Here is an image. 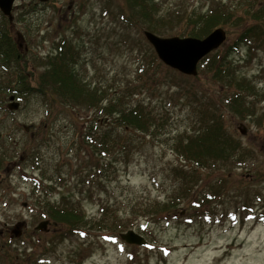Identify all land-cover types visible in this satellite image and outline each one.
Segmentation results:
<instances>
[{"label":"rangeland","instance_id":"374dc122","mask_svg":"<svg viewBox=\"0 0 264 264\" xmlns=\"http://www.w3.org/2000/svg\"><path fill=\"white\" fill-rule=\"evenodd\" d=\"M65 1L68 4L70 0L56 3V8L63 6L61 10L42 11L40 17L30 10L18 11L17 15L14 11L16 17L25 15L22 20H14V32L23 35L21 51L24 46L28 48L25 56L41 59L33 64L37 74L44 71V58L53 51L56 40L66 37L67 44L71 42L75 46L74 59H78L76 69L80 79H85L91 87L106 88L110 95L119 89L122 93L129 91L128 85L131 84L137 88L130 86L133 89L130 103L140 102L154 107L158 113H166L168 121L162 132L150 139L144 137L138 148L132 147L127 168H112L104 167L106 161L103 162L100 155L98 158L93 156L81 141L83 134L91 132V129L97 132V137L108 133L110 139L115 140L113 136L117 137L120 130L109 129L108 119L101 117L95 130L96 124L90 128L93 123L86 121L93 118L92 111L70 110L60 104L49 109L41 96L32 94L25 96L14 112L8 111L5 103H0V155L5 156L0 171V264H10L6 245L9 235L2 234L4 229L9 233L13 231L12 236L15 237L9 249L11 254L34 245L32 251L25 252L30 254L25 259L29 264H264V124H257L258 116L243 122L246 135L241 136L237 130L240 123L226 116L227 109L222 110L226 130L241 144V148L250 152L249 157L233 168L197 171L196 194L188 199L197 200L200 192L215 188L220 180L226 178L217 197L220 200L214 202L219 204L211 208L212 203L201 205L194 210L184 199L172 211L147 220L143 218L145 213L136 211L137 214H132L133 207L145 200L165 204L167 196L178 185L172 169L179 165V161L172 151L171 139L175 136L173 134L189 127L187 114L191 113V105L184 87L218 97V93L211 92L223 83L214 85L205 73L206 76L200 74L194 78L183 76L166 68L156 58L159 68L150 66L149 70L140 72L138 61L147 58L149 61L154 52L143 37L145 22L141 19L126 22L124 16L123 19L120 17L119 7H123V0H75L67 13V24L61 19ZM158 1V13L162 16L169 12L192 10L204 13L215 4L229 9L230 6L244 9L250 6L241 0ZM260 7H264V0H254L251 9L255 11ZM240 12L233 14L231 11V14L239 16ZM1 18L0 15V26H4ZM262 23L264 25V19ZM250 26L256 25L254 22L239 27L225 24L223 27L229 32L226 42L210 55L228 54V48L239 33ZM178 28V23L173 21L163 30L167 36H158L171 37ZM13 38L16 37L13 35ZM254 39L248 40L251 46ZM260 44L256 43V46ZM237 46L239 51L228 54L227 60L234 67L236 78L247 79L253 90L264 93V47L255 49L250 58L251 46L247 42ZM204 67L205 63L199 69ZM207 103L215 102L208 100ZM262 112L264 101L258 103V114ZM121 137L130 139V143L136 140L134 134ZM122 141H114L112 146L109 144L110 152H117ZM30 154L32 158L35 156L36 162L30 161ZM21 156L23 159L19 160ZM187 166L194 169L192 165ZM245 176L253 180L248 181ZM49 179L52 183L58 182L47 192ZM246 195H249L248 202ZM61 197L76 201L90 222L97 217L99 202L108 200L111 208L117 210L122 221L127 223V229L119 230L130 228L139 233L147 240L148 247L125 244L118 237L124 232L108 234L100 229L93 230L92 226L82 225V229L67 235L47 225L48 229L35 230L43 220L38 202L43 198L57 202ZM243 203L250 204L252 209L248 218L241 221L236 218L237 205ZM129 213L130 216L123 219ZM206 213L210 215L209 220L202 217ZM143 226L145 231L138 229ZM41 237L49 242V246L40 244L38 240Z\"/></svg>","mask_w":264,"mask_h":264},{"label":"trees","instance_id":"16d2710c","mask_svg":"<svg viewBox=\"0 0 264 264\" xmlns=\"http://www.w3.org/2000/svg\"><path fill=\"white\" fill-rule=\"evenodd\" d=\"M241 2L249 3L250 6L247 9L241 8V6H230L231 9H229L215 4L212 9L204 13L192 10L190 12L182 11V13L169 12L167 16H162L158 13V0H123L124 5L123 7L120 6L119 9L122 13L120 17L123 15L126 22H136L137 19H141L145 22L147 31L165 36L167 35L164 34L163 30L173 21L178 23L179 28L178 32L171 33V36L179 35L180 37L194 38H204L213 29L223 27L225 24L239 27L242 24L250 25L251 22H254L256 26H250L248 30L239 33V37L234 44L228 48V54L233 53L234 50H238V43L244 44L249 39L255 38L253 46L249 48L251 58L254 55L255 49L264 47V25L262 23L264 19V7L253 11L251 6L254 0H241ZM239 10L243 14L241 12L238 13L239 16L231 14V11L235 14ZM155 23L156 25H154ZM8 30L5 24L0 30V69L2 70V74L0 75V103L6 101L11 95L22 101L25 96L32 94V96H41L45 103H48L49 109L51 107L53 109L60 104L70 108V110L78 108L82 112L84 110L88 112L92 111L93 118L89 117L86 120L93 123L90 128L101 117L108 119L110 121L109 129L120 130V134L117 137L113 136L115 140L110 139V134L108 133H103L101 137H97V132L92 129L91 132L83 134V139L81 140L82 144L90 149L93 156H97L98 158V155H100L103 162L106 161L104 167L111 166L114 168L120 166L127 168L130 164L128 157L132 147L138 148L144 137L149 139L154 137L167 124L168 117L166 113H158L156 108H150L144 103H130L129 98L133 94L131 87H137L129 84V91L122 93L119 89L110 95L107 94L106 88L91 87L85 79H80L79 72L76 70L73 52L69 47L59 48L57 53L54 52L55 55L50 54L46 56L44 58L46 61L43 63L44 71L37 74L36 67L33 64L40 62L41 59L38 57L27 59L24 55H19L17 58L18 51L14 42L9 37L10 31ZM259 42L261 44L256 46V43L258 44ZM250 45L252 44L250 43ZM228 54L224 53L222 56L208 55L204 58V61L202 60V63H205V67L199 69L198 74H208L209 81L213 83L240 82L242 85L239 84L238 88L245 87L252 91L254 87L247 79L236 78L234 67L231 66L230 62H227ZM155 58V55L152 53L149 61L148 58L138 61V70L144 73V71L149 70L150 66L153 69L159 68V62ZM20 86L21 88H19ZM184 89L188 97V104L191 105V113L187 114L189 127H186V130L176 134L171 139L172 151L180 162L179 165L172 169L174 179L178 181V185L167 196L165 204L145 200L133 207L132 214H137L136 211H140L145 213L143 217L146 219L163 212H170L181 204L184 199L193 198L196 194V179L199 177V171H212L217 167L233 168L241 164L246 158L248 159L250 154V152L241 148V144L226 130L221 111L218 109L212 110V105L207 103L209 96L198 94L197 89L194 91L189 86L184 87ZM219 101L221 103L226 102L225 99H219ZM256 122L259 126L264 124V121L260 119H256ZM95 130H97V124ZM130 134H134L137 141L134 140V143H130V139L121 137ZM136 134H140L141 137H138ZM93 136H96V138ZM120 139L123 141L121 145H118L117 152L111 153L109 144L112 146L111 144L114 141L117 143ZM4 159L5 156L1 154L0 171L3 169ZM21 159H23V156L19 160ZM30 161L36 162L35 156L32 158V154H30ZM97 163L98 160L95 163L96 167L98 166ZM187 165L194 166V169L188 168ZM106 171L110 170L107 169ZM50 180L47 181V184H49L47 192L53 189L51 185L54 186L58 182L52 183ZM225 180L226 178H223L222 181L220 180L215 188H209L207 191L200 192L199 197H197L201 200L200 204L206 205L213 200L215 201L219 196V192L222 191L221 185ZM246 196L248 202L249 195ZM188 203L190 209L195 210L198 207L195 206L197 200H188ZM38 204L42 209L41 219L43 220H40L48 221L49 227L53 226L59 233H64V235L75 233L79 229H82L83 226H92L93 230L100 229L103 231L107 229L109 233L113 231L123 232V230L119 229L127 227V223L122 221L117 210L111 208L108 200L106 202H99L98 216L92 222L89 221L85 213L78 207V203L72 198L67 197L66 199L61 197L57 202L49 198H43V201H39ZM247 208L248 204H246L243 212H246ZM129 216L130 213L123 219ZM13 238L15 237L9 236V240L6 243L9 263H28L25 259L30 254L26 255L25 252L27 250L32 251L34 245L11 254L9 249ZM38 241H40L43 247L49 246V242L43 240L42 237Z\"/></svg>","mask_w":264,"mask_h":264},{"label":"water","instance_id":"95a60500","mask_svg":"<svg viewBox=\"0 0 264 264\" xmlns=\"http://www.w3.org/2000/svg\"><path fill=\"white\" fill-rule=\"evenodd\" d=\"M13 0H0V11L10 20ZM147 42L154 48V53L158 60L166 67L178 71L185 76H195L197 74V64L210 52L216 50L226 39L225 30L217 28L203 39L196 38H160L150 32H144ZM13 100L12 97L9 99ZM7 108L11 111L18 109L17 103H10ZM241 134L245 133L244 129H239ZM46 222L37 225L36 230H44ZM120 238L128 244L145 246L144 239L132 231L120 234Z\"/></svg>","mask_w":264,"mask_h":264},{"label":"flooded vegetation","instance_id":"af4514ba","mask_svg":"<svg viewBox=\"0 0 264 264\" xmlns=\"http://www.w3.org/2000/svg\"><path fill=\"white\" fill-rule=\"evenodd\" d=\"M60 0H14L12 4V13H13V19L11 21L7 20L6 18V25L8 26V31H12L11 34H9V37L12 39L16 46V50L18 51L17 58L19 55H21L24 51H26L28 48L27 46H24L23 52L21 51V46L23 44V38L21 35H19L17 32H14V20H22L24 18V14H20L16 17L18 11H32L36 16H41L42 11H48V10H61L63 6L60 8H56V3ZM65 12L63 17L61 19H64L67 24V13L72 8V6L75 4V0H70L67 4V1H65ZM81 7L83 4L80 5ZM14 11H16V15H14ZM72 17V16H71ZM4 21V20H3ZM13 35L16 37V39L13 38ZM22 41V42H21ZM62 41V38H59V43ZM69 46V45H68ZM56 45L54 44L53 51L56 50ZM239 84L242 85L240 82H230V83H223L222 86H220L218 83H214V85H219V89L216 91H212L211 94H214L215 92L218 93L220 96L213 97L216 98H223L226 102L223 103H217V108L219 111L222 112V116L225 118L223 114V109L226 110V116L230 117L234 121H238L239 123H243L246 121H249V119L254 118L256 115L260 118H264V112L261 114H258V103L264 101V93L258 92L257 90L249 91L245 87H239ZM226 87H228L226 89ZM233 89H236L235 91H232ZM257 105V106H256ZM231 109H230V108ZM248 181H252V177L245 176Z\"/></svg>","mask_w":264,"mask_h":264}]
</instances>
